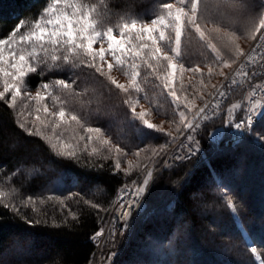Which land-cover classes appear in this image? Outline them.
I'll return each mask as SVG.
<instances>
[{"label": "trees", "instance_id": "obj_1", "mask_svg": "<svg viewBox=\"0 0 264 264\" xmlns=\"http://www.w3.org/2000/svg\"><path fill=\"white\" fill-rule=\"evenodd\" d=\"M52 2L0 0V39L7 38L20 21L38 20ZM227 2L202 0L201 10L209 18L206 21L209 28L221 26L219 22L213 25V17H228L231 27L224 30L234 32L239 38L236 43L242 48L249 40L250 29L243 28L241 20L249 15L264 16V0H245L247 9L242 14L226 10L223 5ZM80 3L92 10L91 17L98 31L111 27L119 36L117 25L131 21L150 24L161 14L164 3L177 4L178 0H80ZM96 44L94 48L98 49ZM21 47L31 50L28 44L17 45L18 49ZM218 47L221 57L227 59L231 53L224 49L223 41ZM180 50L178 64L185 68L199 66L204 71L203 77L185 72L186 91L178 93L196 103L201 100L198 89L204 92V97L212 89L202 88V79L205 85H218L221 81L219 75H213L211 80L207 78V68L215 67V53L202 48L198 35L187 29ZM106 59H111L110 54H106ZM41 67L25 78L24 90L41 91L46 97L44 101L38 104L25 96L22 89L15 108L0 102V191L6 194L0 199L11 201L19 209L13 212L0 204V264H93L98 243L92 237L108 226L118 192L144 173L138 167L127 174L122 168L115 170V148L131 154L140 151L143 157L139 160L136 157L135 161L143 166L151 149L167 145L169 138L164 134L171 129L157 132L140 121L113 119L107 115L113 104L122 111L127 110V105L121 104L114 95L110 99L108 89L101 83L104 78H97L83 65H64L62 69L45 71ZM148 71L141 67L138 83L142 90L127 99L139 100L143 110L148 111L147 116L161 118L171 126L172 119L178 116L177 106L160 81L147 75ZM111 75L119 83H129L127 76L116 68ZM58 79L69 83L75 79L74 90L83 93L65 104L67 113L80 117V125L73 122L57 128L50 123L53 118L42 110L47 105L52 111L53 101L40 85L52 84ZM176 87H180L178 82ZM53 95L61 94L53 89ZM241 95L240 90L231 96L221 118L201 126L197 133L201 151L195 158L162 172L156 179L146 211L133 218L123 248L111 264H183L182 259H186L184 264H201L198 260L204 264H264V142L257 139L264 134V123L260 121L233 147L225 145V136L220 141L211 137L212 129L218 126L230 129L226 113L233 104L241 105L234 110V120L243 116ZM63 99L65 96L61 95ZM139 105L137 111L141 110ZM58 107L59 102L57 110ZM21 123L30 130L41 128L49 139L29 135L20 128ZM89 127H100L101 134L94 135H102L114 147L109 150L100 139L80 141L79 163L58 156L51 149L49 140L76 144L79 136L87 137ZM179 139L169 146L173 147ZM85 144L87 151H84ZM93 147L98 149V154L90 155ZM105 156L108 158L102 159ZM228 200L236 205L235 214L227 207ZM91 204H98L99 208L94 209ZM70 213H75L78 219L73 220ZM154 243L158 246L154 247ZM252 247L257 248V253L251 252Z\"/></svg>", "mask_w": 264, "mask_h": 264}, {"label": "snow or ice", "instance_id": "obj_2", "mask_svg": "<svg viewBox=\"0 0 264 264\" xmlns=\"http://www.w3.org/2000/svg\"><path fill=\"white\" fill-rule=\"evenodd\" d=\"M178 4L179 6L172 3H164L161 14L156 19L151 20L150 24L141 23L138 25L136 21H131L130 23L117 25L120 29V34L116 36L111 27L104 32L98 31L91 17L92 10L80 3V0H53L38 20L35 22L22 20L14 27V30L7 38L0 39L2 41L0 43V83H2L0 102L15 108L22 89H25V78L30 73H36L38 66L42 65L40 70L45 71L62 69L64 65H83L91 69L97 78H104L101 83L103 87L108 89L110 99L114 95L121 101V104L127 105V110L122 111L113 104V109L108 111L107 115L113 119L140 121L148 129L163 132L162 127H157V125L146 119L148 113L143 110L142 105H139V100L127 99L128 96L142 90L138 79L141 76L140 69L144 66L146 70H150L147 75L155 76L160 81V86L168 90V95L172 97L177 108L184 105L185 110L179 112L180 125L182 127L177 126L176 132L187 130L189 134L186 136V140L189 143L181 145L185 149L183 155L174 153L172 156L173 161L183 162L186 158L191 157L193 153L198 152L200 148L199 142L191 133L195 132L201 120L216 118L220 108L219 103L210 108L207 100L204 101L203 107H197L194 102L188 100L187 95L182 98L178 94L186 91L183 77L185 72L199 74L201 77L204 76V71L199 66L185 68L183 64L175 62L181 56V38L185 30L192 32L193 35H198L201 47L210 49L212 53H215V59L213 60L215 67L209 66L207 68V78L209 80H211L213 75L229 79L224 69L231 68L233 64H236L238 66L236 74L247 82L249 87H252L258 76L264 79V54H261L260 62L257 66L254 52L243 50L236 43L239 38L236 37L235 33L224 30L231 27V20L228 17H213V25L219 22L221 26L209 28L206 23L209 18L201 10L202 0H178ZM217 7L219 8L221 5H217ZM223 7L226 10L231 9L241 14L247 9L245 0H228ZM204 8L207 9V5ZM245 29H250L249 38L252 41L259 39L260 44L258 46L264 49V16H247ZM105 39L108 44L107 48L103 44L98 49L94 48L96 42ZM134 40L137 42L134 43ZM220 41H223L224 49L231 53L227 59L220 55L221 49L218 47ZM173 42L174 47L172 46ZM21 43L31 45V50L28 51L23 47L18 49L17 45ZM165 48L169 50L165 51ZM169 52L172 54H169ZM106 54H110V60L106 59ZM249 62H251L252 67H247ZM114 68L124 73L129 83L117 82L111 75ZM177 82L180 85L179 89L176 87ZM75 83V79L71 83L66 82L65 79H58L52 84L44 83L40 85L41 89L45 90L47 96L51 97L53 101L52 111H49L47 105H44L42 110L53 118L50 123L57 128L62 124L70 125L73 122L76 125H80V117L76 114L67 113L65 110V104L83 95V93H78L74 90L73 85ZM232 83H235V80H232ZM200 84L202 88L211 87L220 96L224 95L215 84L205 85L203 79ZM256 87L264 89V85H256ZM113 88L115 92H113ZM53 89H58L60 94L65 96V99L61 100V95H53ZM197 92L198 98L203 100L204 92L199 89ZM121 93L123 94L122 96ZM254 94V92L250 93V97ZM28 97L36 100L38 104L46 98L41 91H36L34 96L28 93ZM144 98L147 99L146 96ZM58 102L59 107L57 110L56 105ZM138 105L141 107L140 111H137ZM238 108H241L240 104H233L227 109L226 116L229 125L234 123V110ZM193 109L195 110L193 111ZM186 112L191 114V118L186 115ZM36 119L40 121L39 116ZM257 119L264 121V104H261L259 100L252 102L251 98H249L248 106L243 110V116L240 121L234 123V127L238 130L242 128L251 130ZM43 123L41 121V124ZM20 128L29 135L42 136L46 140L49 139L39 127L30 130L25 124L21 123ZM86 131L88 133L87 137L79 136L76 144L52 143L49 140L51 149L58 156L67 157L79 163L80 159L77 153L80 141L100 139L101 143L109 150L114 147L111 146L109 140L102 139V135H94L101 134L100 127H89ZM167 135L172 136V133L168 132ZM258 139L264 142V134H261ZM84 151H87V144L84 145ZM115 152L117 158L113 167L115 170H120V155L126 156L127 153H124L123 149L119 147L115 148ZM96 154H98V149L93 147L90 155ZM166 154L167 145H161L159 149H151V155L145 157L147 162L143 164V187H135L136 197H139L147 188L149 181L153 178L154 168L158 165L171 166L163 159ZM133 155L139 158L140 151L134 152ZM107 158L106 156L102 157V159ZM96 166L103 167L102 164ZM134 166L141 167L140 164L133 165L132 161H129L128 168L124 170L125 173L130 172ZM186 184L187 181H185L184 186ZM125 190H127V185H125ZM5 195L3 191H0V197ZM68 199H71V197ZM85 203L89 202L85 201ZM0 204L5 208H10L13 212H19V209L11 201L0 199ZM90 206L94 209L99 208L98 204H91ZM138 207L143 208V205L139 204L138 199L129 198L123 201L122 198V202L117 205L119 215L116 217L117 222L123 221L120 225L121 228H127L129 218L132 217ZM227 207L233 214L236 213V205L231 200L227 201ZM70 214L73 220L78 219L75 213ZM29 223H32V221L29 220ZM116 233V224L110 222L107 240L113 247L115 246ZM101 236H104V229L96 232L92 239L95 240ZM153 246L156 247L158 245L154 243ZM251 252L253 254L257 253V248L252 247ZM111 255L114 257L116 253L112 252Z\"/></svg>", "mask_w": 264, "mask_h": 264}, {"label": "built area", "instance_id": "obj_3", "mask_svg": "<svg viewBox=\"0 0 264 264\" xmlns=\"http://www.w3.org/2000/svg\"><path fill=\"white\" fill-rule=\"evenodd\" d=\"M259 44H260L259 39L256 40V41H251V43L249 44V46L245 50L246 52H249L250 50L254 52V54L256 56V65L257 66H258V64L260 62L261 54H264V49H261L258 46ZM242 59H244V58H242ZM247 67H252L251 62H249ZM246 70H247V68H246ZM237 71H238V66L236 64H234L232 66V68L227 72V75H228L229 79H225V77H224L222 79V81L219 83V85L217 86V88L224 93L223 96H220L216 91H214L212 96H211V98H210V100L208 99L210 108L212 106L216 105L217 103H219L220 108L218 110V113L221 111V108H223L226 105L227 101L231 98V96L234 93H236V92H238L240 90L242 91V93L247 94L246 96H244L245 98L243 97L244 98L243 99L244 100L243 101L244 102V109H246L247 106H248L249 98H251L252 102H255L256 100H259L261 102V104H264V89L256 87V85H264V79H261L258 76L257 79L254 81L253 86L249 87L247 82L243 81V79L236 74ZM232 80H235V83H232ZM253 92L255 94L250 97V93H253ZM240 119H241V117L235 119L234 123L240 121ZM259 121L260 120L257 119L254 122V125L252 126V128ZM234 123L232 124V127H231L232 128V136L227 141L228 146H235L238 143H240L243 140V136H245L248 133V131H249L247 128H242V129H239V130L236 129L234 127ZM188 134L189 133H187V135ZM188 143L189 142L185 138L183 140V142L181 143V145L182 144H188ZM181 145L179 147L177 145L176 147L173 148V150L170 152L172 156H173L174 153L175 154H179L180 151L181 152L185 151V149ZM199 151H200V148H199ZM198 152L193 153L191 155V157L186 158L185 160L190 159L192 157H195L198 154ZM180 155H183V153L180 154ZM179 163H181V162L180 161H173L172 159L169 158L168 164L171 165V167H173L175 165H178ZM148 186H147V188L143 191V193L139 197L135 196V187H131L130 185L127 186V190H125V187H123L118 192L116 200H115V204L113 206V209H112V212H111V215H110L108 228L110 226V222L116 224L117 231H118L119 228H121L120 225L123 223V221L117 222L116 221V217L119 215V212L117 210V205L120 202H122V198H123V201H126L129 198L138 199L139 204L143 205V208L138 207L136 209V212H139V214H141V213L146 211V209H147V198H148V196L150 194V190H149ZM136 212H134V213H136ZM127 228H128V226H127ZM97 238H99V237H97ZM105 240L108 242L107 239H105ZM106 241L104 242V245L101 247V249L98 251V253H100L101 250H105V251H104V253L102 255H98V257L95 260V264H108L113 258L111 253L115 252V251H112V250L117 245V239L115 240V246L114 247H113L112 244H110L109 242L107 243ZM105 243H107L106 246H105ZM103 247H104V249H103Z\"/></svg>", "mask_w": 264, "mask_h": 264}, {"label": "rangeland", "instance_id": "obj_4", "mask_svg": "<svg viewBox=\"0 0 264 264\" xmlns=\"http://www.w3.org/2000/svg\"><path fill=\"white\" fill-rule=\"evenodd\" d=\"M175 5H177V6H179V4L177 3V4H175ZM245 20H246V16H244V18L241 20V25L243 26V28H245ZM139 25V24H138ZM248 30V29H247ZM115 35V34H114ZM117 36V35H116ZM181 41H182V38H181ZM251 39L249 38V40L248 41H245L244 42V44H242V49L243 50H246V48L249 46V44L251 43ZM99 42V43H98ZM98 42H96L97 44H96V47H100L101 46V44H103V46H107L108 47V44H107V41L106 40H104V41H98ZM98 45V46H97ZM100 45V46H99ZM175 45H173V47H174ZM181 47V46H180ZM221 55V54H220ZM223 57V56H222ZM175 62H177V60L175 61ZM234 65V64H233ZM232 65V66H233ZM232 68V67H231ZM231 68H225L224 69V71L226 72V74H227V72L231 69ZM224 77H222L221 76V81H222V79H223ZM220 81V82H221ZM219 85V84H218ZM217 85V86H218ZM2 89V83H0V90ZM24 90V89H23ZM215 90H213V89H211L206 95H205V97H204V99L202 100H199V101H195L196 103H195V105L197 106V107H203L204 106V101L205 100H207L208 101V99L210 100V98H211V96H212V94H213V92H214ZM28 93H31L32 95H35V93L36 92H34V91H28V92H25V90H24V95L25 96H28ZM209 93H211V95H209ZM247 94H245V93H242V95H241V99H242V102L244 101L243 99L245 98L244 96H246ZM244 97V98H243ZM190 102H192V99H188ZM175 104V103H174ZM176 107V106H175ZM243 109H244V102H243ZM224 108V107H223ZM223 108H221V111L218 113V118H221V113H222V110H223ZM176 112L178 113V116H177V118H175V119H172L173 120V122L171 123V126H169V124L168 123H164L163 122V120L161 119V118H156V117H151V116H147L146 117V119H148L149 120V122H151V123H153V124H155V125H157L158 127H162L163 128V131L165 130V131H167L168 129H171V133H172V136H168L167 134H164V136L165 137H167V138H169L168 140H167V154L163 157V159L164 160H166L167 162H169V158L170 159H172V155L171 154H169L170 153V151L171 150H173V148L174 147H176L177 145H178V147L181 145V143L183 142V140H184V138H185V136L187 135V133H188V131L187 130H183V131H181V132H179V133H177L176 132V128H177V126H181L182 127V125H180V117H179V112L180 111H184L185 110V108H184V105H181L179 108H177L176 107ZM195 109H193V111H194ZM145 112H147L148 113V111H146L145 110ZM149 114V113H148ZM186 115H188V117L189 118H191V114L190 113H188V112H186ZM211 120H214V119H210V120H201L200 121V123H199V126H198V128L195 130V132L194 133H191L192 135H194L195 136V139H197V141L199 142V140H198V136H197V133H198V131L201 129V126L205 123V122H208V121H211ZM264 123V121L262 122V124ZM221 125V124H220ZM263 126V125H262ZM261 126V127H262ZM231 127H232V125H231ZM230 127V129H224V128H222V127H220V126H218V127H216L215 129H212V132H211V137H212V139H214L215 141H220L224 136H225V139H224V142H225V145H227L228 146V144H227V141L229 140V137L230 136H232V128ZM260 127V128H261ZM229 130V131H228ZM138 134V137L141 139V134L140 133H137ZM174 138H175V140H174ZM177 138H180L176 143H175V145H173V147H171V146H169L170 144H173L175 141H176V139ZM258 139V138H257ZM181 140V141H180ZM199 144H200V142H199ZM171 147V148H170ZM177 147V148H178ZM200 151H201V147H200ZM200 151L198 152V154L200 153ZM124 153H126V152H124ZM171 155V156H170ZM170 156V157H169ZM140 157H143V155H141V152H140ZM167 158V159H166ZM135 159H136V157L133 155V154H131V153H127V155L125 156V155H121L120 156V162H121V168L123 169V170H125V169H127L128 168V163H129V161H132V163H133V165H136L137 163V161H135ZM137 160H139V158L137 159ZM139 162V161H138ZM181 164H183V163H180V164H178V165H175V166H173V168L170 166V167H164V166H160V168L157 166L156 168H154L153 169V178L149 181V186H148V188H149V190H150V188H152V186H153V184L156 182V179H158L159 178V176L162 174V172H164V171H166V170H172V169H174V168H176V167H178L179 165H181ZM136 167L134 166L132 169H131V171H133L134 169H135ZM138 168H143V166H141V167H138ZM143 179H144V173H143V175L142 176H140L139 177V179L137 180H135V181H131L132 183L130 184V186L131 187H142L143 186V184H142V181H143ZM138 183H140V184H138ZM135 186H134V185ZM138 185V186H137ZM128 186V185H127ZM125 187V186H124ZM151 192V191H150ZM149 196H150V194H149ZM149 196H148V198H149ZM148 198H147V201H148ZM147 207H148V203H147ZM112 212V211H111ZM134 214H135V216H134ZM132 216L133 217H137V216H139V212H136V213H134ZM133 217L131 218L130 217V219L128 220V226H130L131 225V221L133 220ZM130 228V227H129ZM129 228H119L118 229V231H117V235H116V239H117V245H116V247L112 250V251H115V253L117 254L118 252H119V248H123V246H122V244L124 245V243H125V241H126V239L125 238H127V236H128V234H129ZM102 229H104V236H101V237H99V238H97V241L99 242V241H101L102 239H104V241H105V238L108 236V226L107 227H102ZM106 229V230H105ZM128 229V230H127ZM127 233V234H126ZM122 237H121V236ZM121 238V239H120ZM101 239V240H100ZM107 239V238H106ZM120 239V240H119ZM120 243H119V242ZM107 242V241H106ZM108 243V242H107ZM107 243H105L106 245H107ZM105 245V246H106ZM104 249V248H103ZM117 249V250H116ZM157 248H155V250H156ZM103 251H105V250H101L100 251V253H97V255H96V258L98 257V255H101V254H103L104 252ZM109 252V251H108ZM159 252V251H158ZM157 255V254H156ZM116 256V255H115ZM114 256V257H115ZM114 257L112 258V260L114 259ZM96 258H95V260H96ZM112 260H111V262H112ZM184 262H185V260L186 259H182ZM111 262H109L108 264H111ZM184 262H183V264H184ZM198 262H200L201 264H204V262L202 261V260H198ZM93 264H95V262L93 263ZM186 264V263H185Z\"/></svg>", "mask_w": 264, "mask_h": 264}, {"label": "bare ground", "instance_id": "obj_5", "mask_svg": "<svg viewBox=\"0 0 264 264\" xmlns=\"http://www.w3.org/2000/svg\"><path fill=\"white\" fill-rule=\"evenodd\" d=\"M260 121H261V120H260ZM260 121H259V122H260ZM259 122H258V123H259ZM258 123H257V124H258ZM257 124H256V125H257ZM256 125H255V126H256ZM255 126H254V127H255ZM254 127H253V128H254ZM253 128H252V129H253ZM252 129H251V130H252ZM249 131H250V130H249ZM249 131H248V132H249ZM186 136H187V135H186ZM186 136H185V138H186ZM245 136H246V135H245ZM245 136H243V139L245 138ZM185 138H184V139H185ZM230 138H231V136L229 137V139H230ZM196 140H197V139H196ZM180 141H181V140H180ZM242 141H243V140H242ZM242 141H241V142H242ZM199 146L201 147L200 144H199ZM229 147H233V146H229ZM171 151H172V150H171ZM171 151H170V152H171ZM182 153H184V152H181V151H180L179 154H177V155H180V154H182ZM170 154H171V153H170ZM197 155H198V154H197ZM197 155H196V156H197ZM196 156H195V157H196ZM169 157H170V156H169ZM195 157H192V158H190V159L184 160V161L181 162V163L188 162L189 160H191V159H193V158H195ZM166 159H167V158H166ZM179 164H180V163H179ZM172 168H173V167H172ZM138 184H140V183H138ZM126 185H127V184H126ZM133 185H134V184H133ZM137 186H138V185H137ZM122 187H123V186H122ZM150 191H151V188H150ZM147 203H148V201H147ZM134 216H135V214H134ZM132 217H133V216H132ZM132 217H131V218H132ZM133 218H134V217H133ZM131 222H132V221H131ZM129 227H130V226H128V228H129ZM127 230H128V229H127ZM126 234H127V233H126ZM120 236H121V235H120ZM121 237H122V236H121ZM106 238H107V237H106ZM106 238H105V239H106ZM120 239H121V238H120ZM120 239H119V240H120ZM100 240H101V239H100ZM96 241H97V239H96ZM105 241H106V240H105ZM105 241H104V239H102V240L99 241V242L97 241V243H98V251H99V250L101 249V247L104 245V242H105ZM118 242H119V241H118ZM119 243H120V242H119ZM105 245H106V244H105ZM122 246H123V244H122ZM103 248H104V247H103ZM119 249L121 250V248H119ZM116 250H117V249H116ZM120 250H119V251H120ZM103 252H104V251H103ZM101 255H102V254H101ZM116 255H117V254H116ZM110 262H111V261H110Z\"/></svg>", "mask_w": 264, "mask_h": 264}]
</instances>
